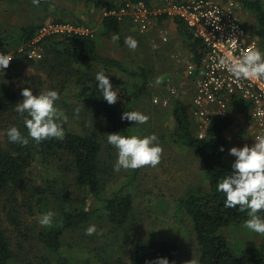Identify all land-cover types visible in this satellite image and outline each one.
<instances>
[{"label":"trees","instance_id":"1","mask_svg":"<svg viewBox=\"0 0 264 264\" xmlns=\"http://www.w3.org/2000/svg\"><path fill=\"white\" fill-rule=\"evenodd\" d=\"M14 0H0L13 2ZM34 9L57 10L60 16L55 24L69 22L63 15L77 18L78 9H98L108 6L118 10L127 3L144 2L151 5L152 0H120V7L110 0H40L34 6L32 0H26ZM72 4L65 7L62 2ZM250 10L256 19L252 29L264 51V6L258 1L237 0ZM87 11H85L86 15ZM166 19L161 17L158 21ZM179 33L193 55V62L199 64L204 57L203 43L194 37L186 25L176 20ZM40 23L20 29V44L32 43L44 26ZM105 38L119 35L117 41L123 46L121 22L115 16L105 17L101 21V33ZM17 40L0 31V52L11 54ZM44 45V57L37 61V68L44 71L53 82V90L58 91L57 102L60 111L71 109L76 113L70 120L61 117L65 135L62 139L49 138L36 143L29 138L27 146L8 140L7 130L16 126L27 135L24 118L15 111V106L23 102L22 90L10 85H0V203L4 202L7 217L14 227L21 230L19 218L24 208L32 216L52 211L54 215L51 227H42L39 222L34 235L41 249V257L35 255L19 259L14 252L13 241L3 218L0 215V264H82L65 252V237L90 225L91 222L104 219L114 227L122 228L130 222L134 212V201L126 188H121L103 198L106 187L114 175L112 160L117 149L107 142V134L121 133L130 135L133 122L123 121L121 116L129 111L130 104L146 94L148 78L144 70L135 75L128 71L123 63L98 52V42L86 34L69 33L58 37H47L39 43ZM25 64L27 60H24ZM29 62V60H28ZM35 64V66H36ZM40 66V67H39ZM100 71L109 75L110 82L116 88L118 102L114 105L103 100L95 77ZM114 72H123L141 78L142 83L129 93L127 87L113 81ZM65 93H69L64 97ZM77 109L79 112L77 114ZM190 106L178 100L174 106L176 128L171 136L172 143L187 147L197 153L200 165L209 182L207 190H191L180 201L181 208L191 218L199 246V264H264V244L260 248H249L237 255L231 249L228 240L220 232L232 225L243 224L249 217L247 211L224 206V193L217 191L218 183L232 172L234 161L228 159L225 132L235 123L236 111H249L250 106L234 101L227 117L215 119L207 130V137L199 139L193 130L189 115ZM221 148L224 150L221 151ZM107 153V156H106ZM38 156L43 163L51 165L58 175L44 184L27 186L29 169ZM113 164V165H112ZM140 169V168H139ZM139 169H135L137 174ZM97 209L90 207L93 201H100ZM1 211V210H0ZM25 212V211H24ZM264 215V211L259 213ZM21 232V231H19ZM177 248L169 243L150 241L136 245L128 257L129 264H150L157 258H167L175 263Z\"/></svg>","mask_w":264,"mask_h":264},{"label":"rangeland","instance_id":"2","mask_svg":"<svg viewBox=\"0 0 264 264\" xmlns=\"http://www.w3.org/2000/svg\"><path fill=\"white\" fill-rule=\"evenodd\" d=\"M110 1L115 2L117 7L122 4L120 0ZM165 1L152 0L149 6L158 8ZM168 1L185 3L189 0ZM217 1L233 3L237 16L244 26L250 31L256 27L254 14L243 4L237 0ZM248 1H258L264 6V0ZM62 4L72 9L70 2L63 1ZM113 10L106 5L98 9H78L74 15L77 18L86 17V19H81L84 23L76 24L77 19L65 14L63 18L65 17L69 22L63 25H68L78 33L95 38L99 45L98 52L102 56L121 61L131 73L137 75L140 70L145 71L148 78L147 93L133 101L129 111H140L149 116V120L142 125L133 122L130 135L145 136L155 133L163 152L160 163L155 167H141L137 174H134L135 170L131 169L115 171L111 183L106 187L103 198L113 195L122 187L131 194L134 201V212L130 222L124 227L118 228L102 218L93 221L90 225H96L97 232L90 236L86 235L85 232L89 225L80 231L68 234L64 241L65 252L75 261H85L88 264H129L128 257L136 245L160 241L172 244L177 248L174 264H189L192 260L195 261V264H199V246L193 222L181 208L180 201L191 190L197 188L207 190L209 182L200 165L197 153L171 141V136L176 128L173 114L175 102L180 100L190 106V98L195 92L193 80L187 74V67L193 62V55L179 33L174 18L167 17L161 22L154 21L152 28L143 33L127 15L120 20L123 46H120L117 41L113 42L112 38L103 37L100 35L101 21L103 18L111 16L110 12ZM85 11L87 13L83 15L82 13L85 14ZM58 16L60 13L57 10L52 8L48 11L36 10L26 0L0 3V31L17 40L10 54L13 60L7 69L0 70V85H10L18 91L28 88L33 91L34 95L53 90L52 80L44 71L37 68V61L45 56V46L39 45V43L47 37H58L69 32L46 34V36L36 38L32 42L33 45L32 43L20 44L19 37L22 27L35 22L40 23L41 20H44V26L49 27L55 24ZM128 36H132L138 41L136 49H129L125 45L124 40ZM31 50L40 53L42 58L30 59L28 53ZM23 59L27 60L26 64ZM111 77L117 84L127 87L129 93L135 91L136 87L142 83L140 77H133L123 72H114ZM68 95L69 93H65L64 97ZM57 108L62 114L61 117L65 115L70 120L74 118L71 120L74 122L77 116L73 109L67 113L60 111L58 104ZM235 113L234 125L225 132L230 161H235V157L229 154L231 148L252 146L255 143L250 111H236ZM189 115L195 135L199 137L198 121L191 116L190 110ZM116 160L117 155H114L112 160L114 165ZM29 171L28 188L33 184H44L58 175L51 165L43 163L38 156ZM99 206H101V200L90 203V207L93 209H97ZM3 207H6L4 202L0 203V215L13 241L17 257L25 260L35 255L41 257V249L36 243L34 235L39 217L30 215L23 208L20 211V216H17L22 223L21 230H19L9 221L7 210L4 212ZM220 233L225 236L231 249L237 255L249 248H260L264 244V234L248 230L244 227V223L224 228Z\"/></svg>","mask_w":264,"mask_h":264},{"label":"clouds","instance_id":"3","mask_svg":"<svg viewBox=\"0 0 264 264\" xmlns=\"http://www.w3.org/2000/svg\"><path fill=\"white\" fill-rule=\"evenodd\" d=\"M40 0H32L34 6L39 5ZM81 19L86 17L81 16ZM119 35H113V42L119 41ZM232 46L238 43L237 39L230 40ZM129 49H136L138 41L128 36L124 40ZM243 42H239V45ZM241 47V46H240ZM242 54L233 56L228 52L220 56L216 63L217 68L226 69L235 78L247 80L264 79V51H261L254 43L241 47ZM248 49H252L248 51ZM13 57L0 52V70L7 69ZM98 82V89L102 93L103 100L114 105L118 102L116 88L110 82L109 75L100 71L95 77ZM159 83V81H157ZM23 102L15 106V111L21 115L27 113L24 118V126L27 135H24L16 126L7 130L8 140L21 146L29 144V138L40 143L49 138L62 139L65 135L62 114L57 108L59 93L56 90L39 92L34 95L33 91L25 88L22 91ZM77 114L79 109L76 110ZM123 121L135 122L137 125L147 123L149 116L140 111H126L122 114ZM107 142L117 149V160L114 171L121 169L135 170L144 166L155 167L160 163L163 148L159 143L158 136L153 133L140 136L136 134L122 135L121 133L107 134ZM224 149L221 148V151ZM229 154L235 157L232 164V172L224 176L218 183L217 191L224 193L226 199L224 206L237 208L240 212L247 211L248 219L244 221V227L257 234H264V135H257L252 146L245 145L242 148L233 147ZM54 213L47 211L39 216V224L42 227H51L54 220ZM97 232L96 225H90L85 234L93 235ZM150 264H170L167 258H157ZM189 264H195L192 260Z\"/></svg>","mask_w":264,"mask_h":264},{"label":"built area","instance_id":"4","mask_svg":"<svg viewBox=\"0 0 264 264\" xmlns=\"http://www.w3.org/2000/svg\"><path fill=\"white\" fill-rule=\"evenodd\" d=\"M110 15L119 20L129 15L143 33L150 30L154 21L161 17L174 18L183 22L194 37L203 43L205 54L202 61L199 64L192 62L187 67L188 77L193 80L195 86L190 101V112L198 121L199 139L205 138L208 128L215 119L228 116L234 101H241L250 106L254 138L257 135H264V79H238L226 69L215 66L220 56L228 52L234 57L239 56L243 51L241 47H247L251 43L262 51L259 39L239 20L233 3L217 0H189L185 3H176L166 0L158 8H152L144 2L127 3L124 7L111 11ZM65 32L84 34L78 33L68 25L53 24L49 27L43 26L36 38ZM233 38L238 41L235 47L230 41ZM239 42L243 43L239 45ZM28 57L41 59L42 55L31 50Z\"/></svg>","mask_w":264,"mask_h":264},{"label":"crops","instance_id":"5","mask_svg":"<svg viewBox=\"0 0 264 264\" xmlns=\"http://www.w3.org/2000/svg\"><path fill=\"white\" fill-rule=\"evenodd\" d=\"M190 100H191V98H190ZM190 100H188V101H190ZM189 103V102H188ZM227 149H228V142H227Z\"/></svg>","mask_w":264,"mask_h":264}]
</instances>
